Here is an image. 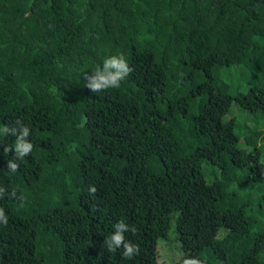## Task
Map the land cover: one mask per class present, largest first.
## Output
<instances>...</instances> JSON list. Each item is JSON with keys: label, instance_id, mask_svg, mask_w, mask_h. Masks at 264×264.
I'll return each instance as SVG.
<instances>
[{"label": "trees", "instance_id": "1", "mask_svg": "<svg viewBox=\"0 0 264 264\" xmlns=\"http://www.w3.org/2000/svg\"><path fill=\"white\" fill-rule=\"evenodd\" d=\"M119 54L120 87L88 89ZM17 120L33 149L11 172L0 134V185L25 197L0 199V264H160L173 224L172 264H264V0H0ZM120 220L132 260L103 243Z\"/></svg>", "mask_w": 264, "mask_h": 264}, {"label": "clouds", "instance_id": "2", "mask_svg": "<svg viewBox=\"0 0 264 264\" xmlns=\"http://www.w3.org/2000/svg\"><path fill=\"white\" fill-rule=\"evenodd\" d=\"M133 69L129 66L123 54L112 55L107 57L101 66L91 72H84L85 86L92 92H101L110 88H119L121 81H123ZM16 126L4 125L0 127V134L5 136L15 137L14 146H3V153L14 152V159L8 160L7 168L11 172H16L20 165L16 161H23L24 158L31 154L33 144L29 141L30 135L29 127L25 126L20 120L15 122ZM95 187H90L89 194H94ZM7 196L8 199H15L20 202L23 207L25 197L17 195L16 189L8 190L5 186L0 185V199ZM8 217L2 207H0V224L7 225ZM114 231L104 239V244L109 252H115L117 249H123L122 256L127 260H132L135 256L139 255V245L133 244L126 240L124 233L136 232V228L129 226L123 220L118 221L114 226ZM182 264H201V261L196 258H186Z\"/></svg>", "mask_w": 264, "mask_h": 264}, {"label": "rangeland", "instance_id": "3", "mask_svg": "<svg viewBox=\"0 0 264 264\" xmlns=\"http://www.w3.org/2000/svg\"><path fill=\"white\" fill-rule=\"evenodd\" d=\"M237 72V71H236ZM236 104L233 103L231 107V111L226 115V117H229L233 110H235ZM243 139L241 138V142ZM168 244L166 246L160 247L158 252V262L160 264H172V260L177 257V254H179V243L175 241L176 238V232L174 229V224L171 226V228L168 231ZM161 240L158 242V245H160Z\"/></svg>", "mask_w": 264, "mask_h": 264}]
</instances>
